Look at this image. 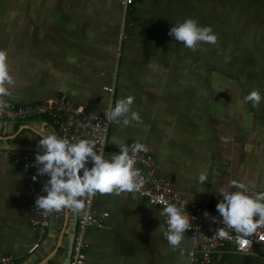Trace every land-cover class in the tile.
Listing matches in <instances>:
<instances>
[{"label":"crops","instance_id":"1","mask_svg":"<svg viewBox=\"0 0 264 264\" xmlns=\"http://www.w3.org/2000/svg\"><path fill=\"white\" fill-rule=\"evenodd\" d=\"M124 1L0 0V49L8 52L14 80L11 95L0 101L30 105L66 97L102 114L131 95L140 119L112 123L110 149H117L113 139L145 144L155 175L189 204L218 202L219 187L230 181L264 191V100L255 108L243 101L253 89L264 97V0ZM189 17L212 28L215 45L190 51L168 35ZM41 125L59 136L49 118L0 119V148L41 152ZM94 203L109 217L102 229H88L85 264H188L190 236L184 233L181 257L160 230L166 229L163 208L131 192L97 193ZM27 206L26 176L0 156V256L12 255L16 264H69L78 214L51 213L46 237L30 252L37 234ZM216 258L264 264V250L229 248Z\"/></svg>","mask_w":264,"mask_h":264},{"label":"clouds","instance_id":"2","mask_svg":"<svg viewBox=\"0 0 264 264\" xmlns=\"http://www.w3.org/2000/svg\"><path fill=\"white\" fill-rule=\"evenodd\" d=\"M168 35L190 51H196L202 44L215 45L217 35L210 26H201L193 18H185L171 26ZM227 59V58H226ZM10 63L7 50L0 49V98L11 95L10 89L14 80L10 74ZM264 100L258 89L249 91L244 97V103L251 102L252 107L258 106ZM134 97L129 95L118 99L115 105H109L104 112L108 123L128 126L131 121H138L139 114L132 110ZM37 135L40 136L38 147L41 152L35 156V165L39 175H46L48 179L43 185L45 195L35 200V205L46 213L67 210L79 214L85 207L81 197H93L97 193L107 194L133 192L140 188V170L134 167L136 154L147 152L148 147L137 141L129 146L113 139L117 146L116 154L107 157L103 148H97L91 139L70 141L59 137L53 130L42 131L40 126ZM131 151V154H130ZM91 165L89 167L88 165ZM36 177H33L35 179ZM207 179L206 173L199 175L202 184ZM236 191H230L231 188ZM219 199L216 204L218 216L223 221V228L216 234L220 238H229L234 230L243 236H249L257 227L264 224V191L248 195L243 183L230 181L218 189ZM160 202V201H157ZM185 204L167 203L160 212L167 217V229L161 226L164 239L173 251L181 247L184 233L189 228V218L185 215ZM208 215L207 212L204 213ZM216 221V217L212 218Z\"/></svg>","mask_w":264,"mask_h":264},{"label":"built area","instance_id":"3","mask_svg":"<svg viewBox=\"0 0 264 264\" xmlns=\"http://www.w3.org/2000/svg\"><path fill=\"white\" fill-rule=\"evenodd\" d=\"M134 0H126L123 6H129ZM105 73V72H104ZM104 90L113 92V88L105 86ZM107 109V108H106ZM105 109V110H106ZM104 110V112H105ZM102 114H94L83 104L74 103L66 97L50 98L30 105H17L9 101H0V119L7 122H20L38 118H49L58 127L59 136L70 141L78 139H91L96 142L97 148H103L105 155L110 157L118 149L108 147L109 131L112 123H108ZM134 141L127 143L131 149ZM37 153L0 148V156H6L21 167L28 180V218L32 228L36 231L37 242L30 252L40 247L41 241L46 237L51 223V214L35 205L40 195H45L43 185L48 179L46 175H39L35 165ZM131 154V151H130ZM135 168L140 170V188L135 193L148 204L163 208L167 203L185 204V215L189 218V228L185 231L190 236L191 248L188 252V264H219L216 255L226 249L233 248L239 253H249L259 247L264 250V224L257 227L249 236H243L234 230L229 238H220L216 232L223 228V221L216 211L217 202L206 199L200 203L189 204L184 196L176 190L174 185L155 175L156 162L153 155L148 152L136 154ZM91 167V165H88ZM33 177H36L33 179ZM248 195H254L259 190L246 188ZM85 203L84 209L78 214L76 232L73 241L69 264H85L87 252L92 243L87 237L90 228L102 229L109 217L95 207V196L81 197ZM160 201V202H157ZM208 215L205 216L204 213ZM216 217V221H213ZM167 229V217L164 220ZM0 264H16L12 255L0 256Z\"/></svg>","mask_w":264,"mask_h":264}]
</instances>
